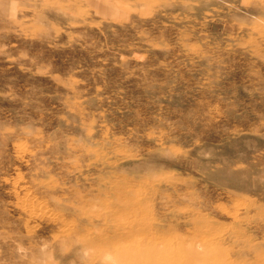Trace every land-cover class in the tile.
<instances>
[{
	"label": "rangeland",
	"instance_id": "1",
	"mask_svg": "<svg viewBox=\"0 0 264 264\" xmlns=\"http://www.w3.org/2000/svg\"><path fill=\"white\" fill-rule=\"evenodd\" d=\"M0 264H264V0H0Z\"/></svg>",
	"mask_w": 264,
	"mask_h": 264
}]
</instances>
